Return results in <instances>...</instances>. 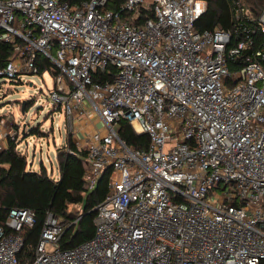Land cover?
<instances>
[{
    "label": "built area",
    "instance_id": "1",
    "mask_svg": "<svg viewBox=\"0 0 264 264\" xmlns=\"http://www.w3.org/2000/svg\"><path fill=\"white\" fill-rule=\"evenodd\" d=\"M149 1L154 18L137 24ZM229 1L234 27L202 32L208 0H126L120 12L109 0H0V43L12 46L0 78L22 83L51 62L69 136L87 109L104 126L86 144L89 192L112 168L93 239L61 250L67 224L49 213L30 264H264V0ZM13 119L0 109V127ZM123 120L148 150L119 137ZM35 221L9 212L0 264H20Z\"/></svg>",
    "mask_w": 264,
    "mask_h": 264
},
{
    "label": "trees",
    "instance_id": "2",
    "mask_svg": "<svg viewBox=\"0 0 264 264\" xmlns=\"http://www.w3.org/2000/svg\"><path fill=\"white\" fill-rule=\"evenodd\" d=\"M108 7L117 12L126 0H109ZM206 12L197 20L198 31L216 28L232 29L234 19L232 5L229 0H208ZM262 4V0H255ZM137 24H144L154 18V5L149 1L147 7L140 10ZM247 51L246 54H252ZM12 54V46L0 43V65L3 66ZM53 64L48 61L41 63V72L53 71ZM54 69V68H53ZM107 73H98L95 81L102 82ZM33 101L26 100L27 109ZM26 109V110H27ZM32 135L47 133L40 131V126L31 130ZM119 137L135 150H148L150 137L147 133L137 134L131 124L123 120L118 128ZM69 136L67 145L57 149L56 159L60 171L59 180H55L46 170L41 161L40 171L29 168V161L20 153L17 137H8L7 146L0 151V226L12 209H29L35 214L33 227H25L22 231L24 245L19 253L20 264H30L35 258L36 250L42 238L44 225L49 213L67 224L59 239L61 250L75 248L93 239L97 207L109 193L112 168H106L97 184L89 192L86 180L89 147H78ZM79 209L74 213L72 209ZM79 219V220H78ZM78 220L77 223H74Z\"/></svg>",
    "mask_w": 264,
    "mask_h": 264
},
{
    "label": "rangeland",
    "instance_id": "3",
    "mask_svg": "<svg viewBox=\"0 0 264 264\" xmlns=\"http://www.w3.org/2000/svg\"><path fill=\"white\" fill-rule=\"evenodd\" d=\"M20 79L22 83L0 78V109L2 113L14 118L5 128L12 130V134L18 138V149L27 157L29 168L40 171L43 161L47 172L55 180H59L57 149L67 145L69 133L65 127L66 118H55L60 110L53 109L54 102L50 95L54 88V78L46 71L41 75H24ZM26 100L33 103L28 109L26 106L27 110L23 114V102ZM52 117L55 118L54 121ZM57 124L60 128L56 127ZM53 125L54 130H50ZM38 126L41 132L47 134L32 135L31 130ZM100 128H104L102 122ZM72 211L77 213L79 209L73 208ZM47 249L52 250V245L48 244Z\"/></svg>",
    "mask_w": 264,
    "mask_h": 264
},
{
    "label": "crops",
    "instance_id": "4",
    "mask_svg": "<svg viewBox=\"0 0 264 264\" xmlns=\"http://www.w3.org/2000/svg\"><path fill=\"white\" fill-rule=\"evenodd\" d=\"M75 123V130L70 138L78 147L88 144L95 132L103 131V128H100L101 122L99 117L90 109H87V112L78 118ZM12 133V130H9V128L0 127V144L3 148L7 146L8 135H12ZM17 134L16 132L15 135ZM68 139L67 137V141Z\"/></svg>",
    "mask_w": 264,
    "mask_h": 264
},
{
    "label": "water",
    "instance_id": "5",
    "mask_svg": "<svg viewBox=\"0 0 264 264\" xmlns=\"http://www.w3.org/2000/svg\"><path fill=\"white\" fill-rule=\"evenodd\" d=\"M25 111H26V101L23 102L22 113L24 114Z\"/></svg>",
    "mask_w": 264,
    "mask_h": 264
}]
</instances>
